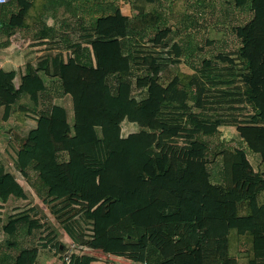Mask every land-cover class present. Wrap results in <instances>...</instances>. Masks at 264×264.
<instances>
[{"label":"trees","instance_id":"16d2710c","mask_svg":"<svg viewBox=\"0 0 264 264\" xmlns=\"http://www.w3.org/2000/svg\"><path fill=\"white\" fill-rule=\"evenodd\" d=\"M159 1L135 0L138 14L133 18H122L112 0L30 1L21 25L42 26L32 39L39 40L36 45L47 44L46 53L35 63L27 62L20 73L0 70V133H11L14 165L29 182L41 177L50 186L43 201L76 246L101 248L146 264H165L197 250L202 264H264V0H235L239 8L248 6L252 12L249 20L233 27L240 46L203 60L201 67H192V74L179 68L190 49L177 42L167 46L171 29L161 25ZM173 1L177 12L186 13L185 0ZM61 3L66 6L61 26L47 25L50 7ZM12 28L0 19L2 33L10 36ZM151 32L155 34L148 39L152 48L147 51L145 40ZM223 63L227 65L219 67ZM66 64L88 73L78 99L65 91ZM50 77L56 78L50 82H58L61 93L40 110L42 97L51 92ZM236 78L241 85L235 84ZM184 85L195 87L198 111L188 105ZM220 85L235 86L213 95L210 88ZM75 100L86 113L93 102L90 119L86 113L78 117ZM239 105L251 109L245 119L223 115V108L239 110ZM211 110H217L215 117ZM226 126L236 128L235 146L212 151L205 138L219 136ZM64 150L75 155L73 165L58 163V153ZM219 154L221 181L210 166ZM173 180L180 185L187 180L181 186L184 191L173 186ZM0 184V201L7 205L3 208L9 219L4 227L17 225V234L33 219L17 204L27 199L24 186L6 172L2 161ZM120 193L133 194V201L125 202ZM205 198L221 203L220 210L199 206L197 217L180 216L190 201ZM159 201L161 218L140 222L137 213ZM110 205L118 219L106 226L105 238L121 244L93 242L94 221L109 216ZM240 217L252 222L230 223ZM36 227L44 229V237L23 248L27 264H35L47 247L64 259L68 244L55 227L37 221ZM221 240L225 259L219 255ZM95 260L85 252L73 253L64 262Z\"/></svg>","mask_w":264,"mask_h":264},{"label":"crops","instance_id":"0c3cea01","mask_svg":"<svg viewBox=\"0 0 264 264\" xmlns=\"http://www.w3.org/2000/svg\"><path fill=\"white\" fill-rule=\"evenodd\" d=\"M11 1L3 6L0 10V19L4 20L5 22L9 23L10 26H12L13 34L6 35L5 33H2L0 30V70L10 71L15 69L17 72H22L24 70V66L26 64L23 63V61L28 56L29 60L33 62L34 56L38 57L40 55L45 54L46 50H44L47 47V44L43 45H36L39 43V40H35L32 36L33 32L39 31V29L42 28L40 24H36L35 26H22L21 25V17L23 15V11L28 8L32 0H17L18 2L16 5H11ZM62 1V0H57ZM65 7L62 3L59 5L51 6L49 9V12L44 18L47 25L53 26L56 25L57 27H60L62 24L63 15L65 14ZM54 15L57 18H54ZM20 41H28L24 42L22 44ZM7 42V43H5ZM32 42L35 43L33 47H29ZM43 49V51H42ZM28 61V62H31ZM37 60H34V63ZM18 73V74H19ZM88 73L83 72V69L77 66H74L72 64H66L65 65V73H64V81H65V91L68 94L73 95L76 99H78V92L80 89H82L84 85V80L87 78ZM89 77V76H88ZM17 81L19 82V79L17 77ZM76 101V100H75ZM48 105H44L49 106ZM92 107H94L93 102H91L90 109H88V113L84 111L83 108H81L78 101H76V110L78 117L82 116L84 113L88 114V119H90V112ZM95 108V107H94ZM3 110L0 108V117L2 116ZM75 136V132L73 130L72 136ZM15 145V142L13 141L11 135H7L4 133H0V161L5 165L6 172L12 174L15 179L21 183L25 188V193L27 195V199L25 200H19L17 201L18 206H20L21 210L23 212H26L29 217L27 219L32 220L33 223L30 224L29 227L21 228L17 231V234L15 233L17 230V225L10 227L9 229H6L4 226L9 220L7 216L4 214L3 207H7L5 203H2L0 201V264H27L26 259L21 255V252L23 248L30 247L34 242H37V239L39 237H44V233L42 228L38 229L36 227V221L39 224H44L46 222H49L51 225L55 226V229L57 230L59 237L68 245H70L71 240L66 235L62 225L59 227L56 226V219H52V214L49 212V209L47 207V210H44L45 206H47L44 201L43 197H46L49 194L50 186L44 182V180L41 177H38L37 180H35L33 183H30L28 178L25 177L14 165V157L15 152L12 148V146ZM59 154L58 163H74L75 161V155L71 150H64ZM32 169V165L28 168L27 172L30 173ZM2 188V185L0 184V189ZM110 191L116 192L118 190L116 189H110ZM122 194V198L125 202H131L134 199L133 194ZM119 194V195H120ZM97 203L91 206V211H95L101 204ZM27 204V206L25 205ZM112 204V203H111ZM160 203H154L151 205L148 209L142 210L139 213H137V217L140 222L147 223L151 220H159V209L158 213L156 215H150L149 212L154 208V206H157V208H160ZM111 206V205H110ZM37 209L39 210V214H37ZM21 210H18L21 211ZM156 210V212H157ZM46 214V215H45ZM45 215V216H44ZM118 219V214L116 210L111 206V211L109 216L105 217H97L95 219V231H94V238L93 242L99 243V242H108L109 245L114 244H121L119 240H110L108 241L105 237L106 233V226H108L109 223L115 222ZM28 221V220H27ZM251 218H236L234 221V225L239 224H247L251 223ZM41 233V234H40ZM15 239V240H14ZM220 244L222 245V249L219 253L222 259L226 258V245L222 243V240L220 241ZM44 253L40 256V259L35 264H65L64 259H62V254H58V256H54L55 250L51 247L44 248ZM85 252L91 255H94L96 257V260L92 262V264H146L145 262H136L131 259H128L126 257L117 256L114 254H110L105 252L101 248H90L87 247L85 249ZM197 254H199V250L195 251ZM194 252H186L180 255H177L175 258L170 259L166 261L165 264H195L192 262L193 257L196 259V262L198 264L201 263L200 255H197Z\"/></svg>","mask_w":264,"mask_h":264},{"label":"rangeland","instance_id":"374dc122","mask_svg":"<svg viewBox=\"0 0 264 264\" xmlns=\"http://www.w3.org/2000/svg\"><path fill=\"white\" fill-rule=\"evenodd\" d=\"M115 4L120 7L118 10V14L121 15L122 18L125 17H135L138 12L133 8V3L135 0H112ZM159 9L163 14V21L162 26L170 28L171 32L167 38V46L172 45L174 42L179 43L184 48H189L188 57H183L180 61L179 68L181 67L182 70L187 74L196 73L192 67L197 66L201 67L202 62L205 59H213L216 55L220 53H232L240 46V40L237 35L233 32V27L240 23H244L249 20L252 16V12L248 6L245 8H239L235 0H185L184 2V10L186 13H179L176 10L177 7L173 5V0H160L159 1ZM76 21H74L75 23ZM73 23V24H74ZM155 32H151L145 40V49H151L152 44L148 42V39L153 36ZM33 35V34H32ZM33 40V39H32ZM22 44L28 41H20ZM157 51H167L168 48L158 47L156 48ZM128 54L132 55V52H128ZM132 57V56H131ZM36 57L34 56V60ZM32 60V59H31ZM29 60L28 56L23 61L26 64ZM33 60V62H34ZM226 63L220 64L219 67L226 66ZM177 66V65H176ZM175 66V67H176ZM241 66L237 67L238 72ZM55 77H50L48 80V86L51 89V92L45 94L40 102L42 106L39 107L41 110L43 105H48V103H52L54 101V97L56 93H61L60 85L58 82H53L51 84L50 80L52 81ZM56 79V78H55ZM237 79V78H236ZM186 84V83H182ZM236 85H241L238 81L235 83ZM235 86V85H234ZM234 86H225L220 85L218 87L210 88L213 95L217 96L220 94V90L233 88ZM183 90L187 94V103L193 111H198L196 108V98L197 92L194 86L192 85H184L182 86ZM54 92V94L52 93ZM238 109L235 110H227L226 107L223 108V115H226L227 118L232 119V117H236L238 119H245L247 115L251 112V109L244 105H239ZM245 107V108H242ZM213 109L218 110V106L215 105ZM211 110L209 114L212 117H215V111ZM11 135V133L7 134ZM236 136V128L235 126H226L222 127L219 136L213 137H206L205 139L209 142L210 149L214 151L215 149L220 151L225 147L235 146V141L233 140ZM255 155V154H253ZM257 159H261L259 155H255ZM165 158L162 159L164 163ZM222 154L217 155L212 159L210 162V166L212 167L213 171L215 172L214 178L222 180ZM73 165V163H72ZM210 167V168H211ZM150 171V170H149ZM185 186L187 185V180L183 182L181 185L178 184L173 180V186ZM181 190L184 189L181 187ZM199 199V198H197ZM158 203H162L159 201ZM189 205H186L184 210L181 212V217H197L198 212L197 208L199 206H203L204 208L211 209L218 211L220 210L221 203L210 199L205 198V200H196L190 201ZM159 204V205H160ZM163 204V203H162ZM48 206H45L44 210H47ZM49 209V208H48ZM159 209V216H160V208L154 206L152 210H150V215H156ZM157 210V212H156ZM50 212V211H49ZM46 215V214H45ZM44 215V216H45ZM54 215H52V219H54ZM161 218V216H160ZM235 219L231 220L230 223L234 225ZM139 222V221H138ZM50 224L49 222H46ZM56 226H60L59 223L56 221ZM55 227L54 225H52ZM193 263L198 264L196 259Z\"/></svg>","mask_w":264,"mask_h":264},{"label":"built area","instance_id":"2783aa9c","mask_svg":"<svg viewBox=\"0 0 264 264\" xmlns=\"http://www.w3.org/2000/svg\"><path fill=\"white\" fill-rule=\"evenodd\" d=\"M9 2V0H0V6L5 5ZM87 247H81V246H76L75 244L70 243V245H68V252L66 253L65 257H64V261H66L67 263L70 261V256L73 253H85V249Z\"/></svg>","mask_w":264,"mask_h":264}]
</instances>
